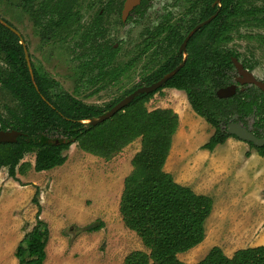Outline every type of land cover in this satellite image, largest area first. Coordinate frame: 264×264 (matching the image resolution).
<instances>
[{
  "label": "rangeland",
  "instance_id": "obj_1",
  "mask_svg": "<svg viewBox=\"0 0 264 264\" xmlns=\"http://www.w3.org/2000/svg\"><path fill=\"white\" fill-rule=\"evenodd\" d=\"M250 1L255 6L264 5V0ZM18 3L0 0V16L17 26L26 38L32 61L66 91L87 103L106 105L139 80L140 72H136L91 93L95 86L78 81L75 75L79 74V63L71 58L67 39L42 42ZM82 3L78 9L84 17L98 8ZM242 30L248 34L239 47L244 56L256 62L255 73L264 78V25L244 26ZM119 36H123L121 29ZM5 102H10L9 97L0 87L2 113ZM146 104L149 109L170 107L179 115L165 170L179 183L198 193L207 192L214 199L204 239L179 253L180 259L195 264L215 245L232 255L239 248L264 244V156L234 136L212 151L203 148L215 128L195 112L183 90H160ZM141 140L138 137L110 159L73 143L63 164L41 171L31 167L24 174L17 173L19 180L10 177L6 167L1 168L0 224L5 226H0V264L20 263L17 247L36 224L37 216L48 224L51 235L46 264H125L129 252H149L139 235L124 224L120 212L124 179L133 169L132 159L141 148ZM26 160L33 166L35 154L27 153L22 161ZM37 188L40 205L33 201ZM102 221L100 229H90Z\"/></svg>",
  "mask_w": 264,
  "mask_h": 264
},
{
  "label": "trees",
  "instance_id": "obj_2",
  "mask_svg": "<svg viewBox=\"0 0 264 264\" xmlns=\"http://www.w3.org/2000/svg\"><path fill=\"white\" fill-rule=\"evenodd\" d=\"M33 2L24 0L23 6L38 23ZM225 10L226 6L222 7L211 22L220 23V30L226 29ZM235 10L239 13L238 6ZM75 17L72 11L62 12L59 19L48 21L44 26L45 39L56 34L61 26L66 27ZM2 19L7 24L0 20V87L10 102L3 104V113L0 111V127L17 129L22 134L15 142H0V169L6 167L8 175L19 180L17 173L24 174L31 167L41 171L63 164L66 150L75 142L87 152L110 159L141 137V148L132 159L133 169L124 179L120 212L124 224L139 235L149 252L133 250L125 256L124 262L188 264L178 254L204 239L205 223L213 210L214 199L179 183L165 170L179 126L178 113L170 107L149 109L146 103L153 96L152 91L139 93L103 121L86 122L111 109L135 88L128 89L105 107L85 103L67 92H55L54 83L39 76L34 66L35 80L32 78L24 44L20 42L22 36L10 27L16 28L12 22ZM210 30H219V26L214 25ZM117 73L120 75L122 68ZM221 85L217 73L215 76L213 71L203 69L195 72L189 65L165 85L185 89L195 112L215 126V132L203 145L211 151L229 137H237L227 130L230 114L236 110L240 116L250 115L257 103L256 99L242 98L244 94L249 97L252 90L219 98L215 89ZM256 95L255 91L253 96ZM261 117L264 119L263 107ZM249 144L264 156V145ZM27 153L35 154L33 166L30 161H22ZM38 195L37 188L33 201L40 205ZM103 225L102 221L90 229L97 230ZM49 237L48 224L37 216L36 224L25 233L17 247L20 264H44ZM195 264H264V244L239 248L232 255L215 245Z\"/></svg>",
  "mask_w": 264,
  "mask_h": 264
},
{
  "label": "flooded vegetation",
  "instance_id": "obj_3",
  "mask_svg": "<svg viewBox=\"0 0 264 264\" xmlns=\"http://www.w3.org/2000/svg\"><path fill=\"white\" fill-rule=\"evenodd\" d=\"M46 1L34 0L33 2L34 12L39 19L38 23L24 8V0H19L18 4L28 14L42 42L49 43L59 41L58 39H67L70 56L79 63V74H75L76 72L74 74L77 75L78 81H85L95 86L91 93L107 88L125 75L132 76L140 72L139 80L130 87L135 88L129 93L131 94L139 87L150 86L161 80L179 67L162 86L153 92L155 94L166 88H174L183 90L187 94L185 89L165 85L186 65H189V69L195 72L199 69L211 70L215 76L217 73L223 84L215 89L216 94L220 88L236 85L233 95L219 97L217 94L219 98H229L239 91L246 93L252 90L249 97L244 94L242 98L257 100L254 111L250 115L240 116L234 110L226 124L227 130L229 123L237 122L257 137L264 138V119L261 117L262 107L264 108V95L262 94L264 89L254 82L239 81V78H243L244 75L239 72L236 65L238 62L255 79L264 83V78H260L255 73L256 62L244 56L242 48L239 47V43H244L247 38L246 34H248L242 30L244 26L264 25V5L255 6L250 0H137L133 8L124 14V8L129 0H48V5ZM82 2L96 5L98 8L89 17H84L78 9L83 4ZM225 6L223 20L226 21V29L220 30V23L213 22L212 24L211 22ZM235 6H238L239 13H236ZM70 11L76 17L66 27L61 26L56 34L48 35L45 39L43 33L46 23L51 19L54 21L59 19L62 12ZM2 17L0 16L1 22L6 23ZM207 25L210 26L206 29ZM214 25L219 26V30H210ZM10 27L22 36L20 42L24 44L25 57L32 71V78L35 80L34 66L39 76L54 83L55 92H67L85 102L60 87L55 82L56 79L42 72L43 70L32 61L24 35L17 26L16 28ZM118 28L123 32V36H119L120 29ZM136 28L139 30L135 36H132ZM74 34H77L76 38ZM115 36L117 40L114 39ZM121 68L122 73L118 75L117 71ZM196 76L195 73L194 77ZM255 91L257 95L253 96ZM120 96L113 98L110 103ZM110 103L94 105L105 107Z\"/></svg>",
  "mask_w": 264,
  "mask_h": 264
},
{
  "label": "water",
  "instance_id": "obj_4",
  "mask_svg": "<svg viewBox=\"0 0 264 264\" xmlns=\"http://www.w3.org/2000/svg\"><path fill=\"white\" fill-rule=\"evenodd\" d=\"M137 0H129L124 8V14H127L130 9L133 8V6L136 4ZM26 56L28 57V54L26 53ZM236 65L239 69V72L244 75L243 78H239V81L241 82H254L258 86L264 89V83L262 81H259L255 79V77L249 73L247 70L243 69L242 65L236 62ZM174 69L170 73H168L166 76H164L161 80L153 83L150 86H142L136 89L131 94L126 95L124 98H122L117 104H115L110 110L104 112L99 117H94L88 120H85L86 122H92L97 123L100 121H103L109 117H111L115 112L122 109L127 103H129L137 94L142 92H151L155 89L162 86L169 77H171L178 69ZM32 70V69H31ZM32 72V71H31ZM33 76V75H32ZM236 91V85H230L228 87L220 88L217 91V94L219 97H228L230 95H233ZM228 131L234 135H236L238 138L245 140L247 142H253L257 146L264 145V138L257 137L253 132H251L249 129L244 127L242 124L237 122H231L228 125ZM21 134V131L16 129H2L0 128V142H15L18 139V136Z\"/></svg>",
  "mask_w": 264,
  "mask_h": 264
},
{
  "label": "crops",
  "instance_id": "obj_5",
  "mask_svg": "<svg viewBox=\"0 0 264 264\" xmlns=\"http://www.w3.org/2000/svg\"><path fill=\"white\" fill-rule=\"evenodd\" d=\"M194 189V188H193ZM197 192V191H196ZM199 193H204V194H207V192H199ZM209 195V194H208ZM213 208H214V206H213ZM212 213V212H211ZM0 226H5V225H2V224H0ZM2 230V229H1ZM51 236V235H50ZM49 240H50V237H49ZM49 240H48V243H49ZM48 243H47V246H48ZM47 248V247H46ZM192 248H194V247H192ZM2 251H4L3 249H2ZM47 251V250H46ZM0 254H1V252H0ZM47 254H48V252H47ZM47 258L48 257H46V259H45V263L44 264H46L47 263ZM15 261H16V259H15ZM185 262H187L188 264L190 263V262H188V261H185ZM197 262V261H196ZM195 263V262H194ZM20 264V263H19ZM191 264V263H190Z\"/></svg>",
  "mask_w": 264,
  "mask_h": 264
}]
</instances>
